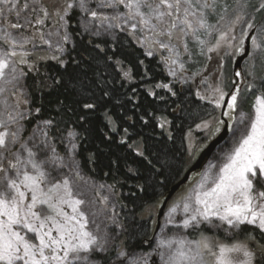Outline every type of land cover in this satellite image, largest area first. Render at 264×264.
<instances>
[{
    "label": "snow or ice",
    "instance_id": "snow-or-ice-1",
    "mask_svg": "<svg viewBox=\"0 0 264 264\" xmlns=\"http://www.w3.org/2000/svg\"><path fill=\"white\" fill-rule=\"evenodd\" d=\"M93 3L95 7L91 6ZM0 5H6L7 14L11 16L14 13L16 18L15 23L8 21L6 27L0 28V93H4L6 89L3 85L17 87L26 76L19 67L29 62L31 53L26 45L33 43L37 33L43 43H49L39 26L44 25L52 14L35 2L21 5V0H0ZM74 5L81 13L91 17L82 21L85 31L92 32L94 22H99L101 27L106 25L105 31L120 26L121 22L130 25L133 32L139 30L145 33L152 38L154 46L168 51L170 55L166 63L172 66L178 64L182 71L185 69L182 56L191 59L198 54L211 59L207 53H218L225 46L235 49L233 56L243 54L245 40H250V58L264 54V25L257 29L251 20L245 19L246 3L240 4L231 27L220 31L217 25L209 23L210 15L216 11L217 0H73L57 8L55 13L59 28L65 29L62 36L59 30L56 32L63 42L70 39L64 21ZM119 6L126 8L127 12L117 11L109 16L98 10H115ZM24 10L30 11L21 22ZM257 11H264V3ZM4 15L5 8L0 7V16ZM223 19L224 16H221L220 20ZM237 24H246V29L241 32L239 44L234 45L232 41L236 37L230 33ZM27 29H34L31 36L25 33ZM12 30L18 31L14 33ZM94 34L99 35V29ZM213 35L216 42L209 47L202 36ZM59 50L62 52L64 49L59 46ZM147 54L151 56L153 53L149 51ZM52 58L59 59L57 56ZM260 59L264 64V55H260ZM170 74L176 76L172 68ZM247 75L252 77V81L246 83L243 89L234 80L230 93L220 86L213 88L210 96L197 93L200 99H208L216 108H222L221 116L230 122L212 117L196 127L202 128L211 137L218 135L222 129L230 130L231 147L223 153L222 162L210 164L189 194L170 208L167 224L187 229L218 221L215 226H227L226 232L245 224L255 225L264 232V76L256 77L250 71ZM124 76L129 77L130 73L124 72ZM234 76L241 77V71H236ZM156 87L166 88L173 96L177 95L168 84H157ZM71 90L79 97L78 104L82 109L91 111L97 107L92 96L93 84L86 77L78 78ZM17 92L20 96L11 110L6 99L0 102L5 105V110L0 112V264H97L99 254L109 252V240L89 229V218L82 210L85 201L76 197L69 179L57 181L52 177V172L64 165L57 164L61 158L47 139L37 143V133L46 138V129L53 126V122L44 121L43 128H38L31 137H22V121L26 112L20 110V105H27L28 100L21 99L23 92L19 87ZM17 92L12 95L17 96ZM242 93L245 98L255 93L249 112L240 107ZM103 95L109 94L104 92ZM90 100L93 102H88ZM35 111L38 113L40 109ZM167 123L161 118L159 126L164 128ZM74 135L69 132V136ZM195 149L196 144H190L189 152ZM48 151L52 152L51 156L47 155ZM41 153H44L43 159L40 158ZM140 155L143 156V152ZM178 208H182L185 214L179 222L174 219ZM157 247L166 249L159 253L163 264H207L205 254L213 258V264H254V252L247 242L228 244L214 242L207 236L196 241L187 240L184 236H162ZM115 255L114 261L105 256L103 264H125L124 258H128L130 264H147L146 257L133 259L123 249Z\"/></svg>",
    "mask_w": 264,
    "mask_h": 264
},
{
    "label": "trees",
    "instance_id": "trees-1",
    "mask_svg": "<svg viewBox=\"0 0 264 264\" xmlns=\"http://www.w3.org/2000/svg\"><path fill=\"white\" fill-rule=\"evenodd\" d=\"M76 15L72 11L66 18L70 42L61 62L48 59L27 72L24 127L30 130L51 120L53 126L46 131L62 154L67 145L62 143L64 138L75 133L72 149L80 171L118 192L120 245L127 252L147 251L151 228L140 213L182 176L188 164L186 136L208 109L199 103L192 86L183 90L172 86L176 96L163 90L151 95L147 85L167 82L156 59L149 58L124 32L113 38L83 33ZM121 69L130 73V81ZM260 76L264 68L257 72L256 77ZM81 77L93 84L94 110L82 109L71 90ZM159 116L169 119V136L158 128ZM133 141L140 143L143 156L130 146ZM112 255L98 259L103 264V258Z\"/></svg>",
    "mask_w": 264,
    "mask_h": 264
},
{
    "label": "rangeland",
    "instance_id": "rangeland-1",
    "mask_svg": "<svg viewBox=\"0 0 264 264\" xmlns=\"http://www.w3.org/2000/svg\"><path fill=\"white\" fill-rule=\"evenodd\" d=\"M27 2L29 5H32L34 2L38 4H42L44 7L48 9V11L52 14L51 18L45 21L44 25L39 26L40 31L44 33L45 39L49 41V43H43L40 38L39 34H36V38L33 43L26 45V49L31 53L28 57V64L20 65L19 67L23 69L26 73L31 72L35 69V67L42 61L46 60H57L60 61L63 58L65 49L67 44L70 42V39L67 42H63L61 37L56 35L57 30H59L61 36L65 29L59 28L57 24L58 16L55 14L57 8H62L65 3L73 2V0H21V5ZM246 3L247 4V15L245 17L246 20H251L258 29L262 25H264V11H257L261 3H264V0H217V7L216 11L213 12L209 17V23L217 25V28L220 31H227L229 27H231V21L235 18L236 13L239 10L240 4ZM95 7L93 3L91 5ZM0 7L5 8V15L0 16V28L6 27L7 22L10 21L12 23L16 22L15 14L13 13L11 16L7 14V6L0 5ZM103 11L106 15H115L116 12L126 13L127 9L123 6H119L117 9H98ZM30 10H24L21 13V22H23V17L29 14ZM72 11L77 13L76 19L78 26H80L83 33H88L92 36L96 37H114L118 32H124L128 35L132 41L139 46L144 53L149 58H155L158 65L160 66L161 70L163 71L164 75L167 77V82H157L152 85H147L146 88L153 95L154 90H163L168 91L166 88H158L156 87L157 84H168L171 88L172 86H176L179 90H183V86H187L188 88L192 86L193 91H195L196 96L199 92L201 95L210 96L212 94V89L220 86L223 90L228 93L233 87V81H237L241 84V88L245 87L246 83L252 81V77L247 75V72H253L256 76L257 72L264 68V64L261 63L260 55L258 54L254 58H250L249 53L251 50V44L249 40V52L246 58L241 62L240 69L236 71H241V77L237 78L234 76L232 71L234 62L236 58L241 55V53H237L236 55H232L235 49H228L226 46L222 47L218 53H207V56H211V59H207L206 56L202 55H194L191 59L187 56L181 57V62L185 64V69L182 71L179 68V65L172 66L166 63V58L169 57L170 53L164 49L158 47V45L154 46L151 42V37L147 36L145 33L136 30L135 32L132 31L130 25L120 23V26L113 27L108 31L104 30V27H101L99 22L93 23V31L88 32L85 31L82 27V21L90 20L91 17L86 16L85 14L81 13L74 5ZM70 11L68 15L72 12ZM65 17V25L66 30L68 32L67 20ZM224 16L223 20H220V17ZM123 19V17H122ZM219 21V23H217ZM99 29L100 34H94L95 30ZM246 29V24H237L233 28V31L230 35H234L236 40L232 41L234 45L239 44L241 32ZM14 33L18 30H12ZM25 33L29 36L33 34L34 29H27L24 30ZM52 33L51 36L48 33ZM69 34V33H68ZM254 34V32H253ZM70 37V36H69ZM202 38L207 40V44L209 47L215 44V35L213 36H202ZM33 44L35 46H33ZM59 46L63 47V51L59 50ZM193 47V45H189ZM245 46V44H244ZM182 50V49H181ZM151 51L153 54L149 56L147 53ZM198 52V49H195ZM228 53V54H226ZM53 56L59 57V59H53ZM160 62V63H159ZM248 65V68H246ZM170 68H172L176 72V76H172L170 74ZM124 72H128L125 69H121V73L124 76ZM194 73H199V75H193ZM26 77V76H25ZM25 77L19 82V87L22 89L23 96L21 99H27V93L24 85ZM125 77V76H124ZM127 81H130L131 78L125 77ZM5 87V92L0 93V102L7 100L9 110L15 107V103L17 98L20 96V93L17 92V87H14L12 84L3 85ZM173 91V89H172ZM233 91V90H232ZM17 92V96H13L12 93ZM169 92V91H168ZM174 92V91H173ZM250 98V99H249ZM255 98V93L249 94L244 96L242 93L240 107L243 111L249 112L251 111V106ZM199 103L204 105L208 111L204 112L202 115V120L196 122L195 125L191 127L187 136H186V162L188 163L186 167H188L197 157L199 152L207 145L210 140L214 137L208 136V133L204 131L202 128H197L198 124H201L202 121L210 120L212 117L221 118V108H216L213 103H211L208 99H200L197 96ZM28 100V99H27ZM249 101V102H248ZM248 102V103H247ZM27 105L21 103L20 110L26 112V117L28 115ZM5 110V105L0 103V112ZM161 118H164L168 121L164 128H161L159 125L161 123ZM25 119L22 121L24 124ZM227 122L228 118L224 117ZM169 125L170 121L166 116H159L157 117V126L158 128L166 135L169 136ZM38 128H43V123H37L34 127L30 130H26L24 127V131L22 133V137L24 139H28L32 136L34 132H37ZM207 137V138H206ZM41 139H47L51 148L55 149L56 155H58L61 160L57 161V164H63V167H59L57 171L52 172V177L54 180L60 181L64 178H68L73 192L77 198L82 199L85 201V204L82 206V210H84L89 218L90 224L89 229L93 231L96 235L101 238L107 237L109 240V244L111 248L107 254L113 253L110 256L112 259H116L115 253L123 247L120 245V238L121 234L123 233V228L121 225V220L118 217V192L116 189L103 182H96L91 178L84 175L77 164V161L74 156V151L72 149V136L67 135L64 138L62 143H65L66 150L65 153H61L57 150V146L55 145L53 138L47 136L40 137L39 133H37V143ZM231 139H232V132L227 129V135L225 140L219 144L214 151L210 154V156L205 160L201 168L195 172H192L187 181L181 185L170 197L167 201L162 216L160 217L159 224L157 225V213L158 209L164 199L163 197L158 198L153 204L146 207L141 213L140 217L144 220L148 219L150 223V234L151 240L150 245L147 251H140V252H126L130 257L133 259L139 260L141 257H146L147 264H163V261L160 258V251H166V249H159L157 247L159 239L164 236L168 238H175L176 236H184L187 240L196 241L201 239L202 236L210 237L214 242L219 243H235V242H247L249 248L254 252V264H264V232H261L259 228L255 225H241L239 229L226 232L225 229L227 226L217 228L215 225L218 224V221H214L212 225L207 223H201L198 227H190L184 229L182 227L177 228L174 225L167 224L168 220V213L170 208L181 202V198L188 195L190 190L200 181L201 176L205 173L210 164H219L221 163V157L224 152H227L228 149L231 147ZM196 144V149L193 152H189L190 144ZM130 146L134 147V150L137 153H141V146L140 143L137 141H133L130 143ZM47 155L51 156L52 152L48 151ZM40 158H44V153H41ZM215 171V170H213ZM167 193V192H166ZM70 211V209H68ZM185 217V214L182 211V208H178L177 212L174 214L175 221L179 222ZM242 228H245L246 232L241 231ZM255 232V233H253ZM249 237H253L254 239H249ZM124 250V249H123ZM106 253H100L99 255H104ZM125 259V264H130L128 258ZM205 260L207 264H213V258L207 254H205ZM97 264H102L99 259L97 258Z\"/></svg>",
    "mask_w": 264,
    "mask_h": 264
},
{
    "label": "water",
    "instance_id": "water-1",
    "mask_svg": "<svg viewBox=\"0 0 264 264\" xmlns=\"http://www.w3.org/2000/svg\"><path fill=\"white\" fill-rule=\"evenodd\" d=\"M252 34L253 33H250V35H252ZM244 47H245V52L243 54L239 55L234 62V65L232 68L233 72L240 69L241 62L246 58V56L249 52V40H245V46ZM232 90H233V88L228 93H230ZM226 99H227V97H226ZM222 111H223V109L221 108L220 113H222ZM221 118L223 119L224 117L221 116ZM226 135H227V129L225 128V129H222L221 132L218 135H216L212 140H210V142L207 143L206 147H204L199 152V154L197 155L195 160L185 169L182 176L169 188V190L167 191L166 195L164 196V199H163V201H162V203L158 209V213L156 216L157 225L159 224V220H160V217L162 216L163 209H164L167 201L172 196V194L181 185H183L187 181L189 175L192 172H195L201 168V166L203 165L205 160L210 156V154L214 151V149L225 140Z\"/></svg>",
    "mask_w": 264,
    "mask_h": 264
},
{
    "label": "bare ground",
    "instance_id": "bare-ground-1",
    "mask_svg": "<svg viewBox=\"0 0 264 264\" xmlns=\"http://www.w3.org/2000/svg\"><path fill=\"white\" fill-rule=\"evenodd\" d=\"M67 51V50H66ZM160 63V62H159Z\"/></svg>",
    "mask_w": 264,
    "mask_h": 264
}]
</instances>
